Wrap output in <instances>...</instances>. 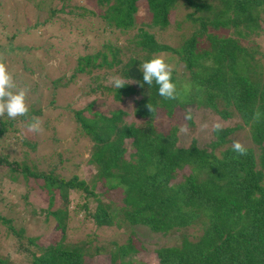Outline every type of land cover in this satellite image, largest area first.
I'll return each instance as SVG.
<instances>
[{
    "label": "trees",
    "instance_id": "16d2710c",
    "mask_svg": "<svg viewBox=\"0 0 264 264\" xmlns=\"http://www.w3.org/2000/svg\"><path fill=\"white\" fill-rule=\"evenodd\" d=\"M61 1L55 14L96 17L106 39L101 51L75 59L69 77L51 82L53 89L65 93L76 86L80 88L79 100L89 99L74 112L79 137L92 143L88 157L68 149L58 155V166L38 173L34 167H19L8 152L0 155V165L6 166L8 173L40 180L49 208L54 203L59 206L53 213L47 210L46 215L56 222L62 240L44 248L36 239L29 240L39 247L30 264H91L94 256L107 257L108 264H141L133 259L138 252L134 229L124 246L112 243L109 252L104 244L93 243L95 234L66 245L71 191H82L96 203L91 216L97 230L143 226L156 241L164 234L178 233V245L156 251L160 264H264V56L257 59L255 50L249 49L256 46L250 43L262 31L264 0H144L149 9V30L181 32L176 48L159 42L143 24L135 23L139 0H94L102 9L98 15L73 0ZM185 23L191 31H184ZM115 35L116 41L111 42ZM154 56H163L167 63L183 68V72H172L177 99H164L155 84H143L139 67ZM23 71L27 72L26 66ZM107 71L123 78L126 85L112 90L100 85V75ZM78 81L82 82L79 86ZM106 94H113L118 102L132 99L137 121L126 122L123 110H101L97 101ZM148 103L155 107V113L149 112ZM188 108L209 110L225 120L237 115L249 128L253 143L260 146L258 157L254 149L247 148L246 156L236 158L232 147H226L229 136L237 130L234 128L214 131L215 140L200 149L196 141L190 147L179 146L176 128L164 132L154 125L158 112L173 118L178 111L189 113ZM256 110L262 114L259 122L253 120ZM40 114L41 110H29L27 117L11 122L0 118V138L15 123L27 127L31 116ZM47 123L51 126L50 141L59 143L57 128ZM18 143L16 138L11 146L16 148ZM21 145L35 151L39 141L23 140ZM40 157L46 159L45 155ZM54 159V154L49 157V161ZM83 162L94 170L88 181L79 176ZM61 172L73 176L67 179ZM99 185L102 195L96 194ZM111 194L118 195L122 206L113 207L114 195L108 206L101 204L100 197ZM88 206L84 202L78 208L88 213ZM12 225L0 215V226L23 238L24 232H15ZM192 227L202 228L197 242L186 234ZM0 264L10 263L0 258Z\"/></svg>",
    "mask_w": 264,
    "mask_h": 264
},
{
    "label": "rangeland",
    "instance_id": "374dc122",
    "mask_svg": "<svg viewBox=\"0 0 264 264\" xmlns=\"http://www.w3.org/2000/svg\"><path fill=\"white\" fill-rule=\"evenodd\" d=\"M73 1L92 11L95 15L102 12L94 0ZM62 4L61 0H0V61L6 64L8 71L13 75L17 88L26 90V103L29 110H41V114L35 117H38L42 122V131L40 132L29 131L24 124L15 123L13 128L9 129V133L0 138V155L8 152L10 160L16 162L19 167H23V165L28 168L34 167L38 173L58 166L60 162L58 155L68 149H70L69 153L77 154L79 152L83 158H87L89 146L92 144L91 142L89 144L87 138L79 137L74 118V112L87 105L89 99L85 97L83 100H79L80 92L78 90L80 88L76 86L70 87L65 93L53 89L51 82L69 77L71 70L76 66L75 59L101 51L106 37L101 33L103 26L96 17H79L77 14L67 12L55 14ZM137 5L140 10L135 15V23L143 24V27L159 42L174 48L178 47L181 32L170 28H151L149 30L148 5L144 0H139ZM183 25L184 31L189 32L186 31V28L190 30L188 24ZM261 27L262 31L250 43L256 44V46L249 45L251 47L249 49L255 50L256 58L262 60L264 56V24ZM112 41H116V35L112 37ZM170 65L173 66V70L183 72L180 65ZM25 66L27 72L23 71ZM104 73V75H100V85H106L105 87L110 90L114 89L109 83V78L114 74L111 75L109 71ZM20 82L23 84H19ZM79 84L82 82L78 81V86ZM71 91L77 93L72 94ZM113 96V94H106L102 99H98V104H102L103 107L101 110L110 112L123 110L127 113V117L124 118L126 122L137 121L133 116L135 106L133 100L118 102ZM51 100L54 101V105L49 106ZM188 112L192 115L191 123L185 119L186 114L183 111L176 112L173 118L158 112L154 125L159 126L164 132L173 127L176 128L178 144L181 147H190L196 141L198 147L204 149L215 140L213 125L219 123L222 129H237L233 135L229 136L230 142L226 147H232L233 142L239 140L246 148L254 149L256 157L261 152L260 146L253 143L249 128L243 126L237 115L225 120L209 110L198 111L188 108ZM0 118L8 122L13 120L7 115ZM48 121L57 128L56 138L60 141L59 143L50 141L51 126L47 123ZM205 124H207V128H202V125ZM183 125L187 126V133H180L179 129ZM34 137L39 141L35 151L27 150L25 146L21 145L23 140H33ZM16 138H19V143L15 148L11 145ZM7 145L9 148L3 150V147ZM53 154L55 159L49 161V157ZM41 155H45L46 159H41ZM62 158L63 161L66 160L65 156ZM80 167L82 169L79 173L80 178L88 181L94 172L93 168L86 162L81 163ZM71 176H73L71 172H61V177L68 179ZM26 178L24 174L11 175L6 166L0 165V215L12 221L15 232H24V237L21 238L10 234L5 227L0 226V258L8 260L10 264H30L32 254H39V247L54 246L62 240V235L56 228V222L50 215H46L47 210L52 213L59 210L58 204L54 203L53 208H49L43 183L40 180H25ZM103 192L101 185L97 186L96 194L102 195ZM85 195L82 191H71L68 197L67 207L70 219L67 225L69 228L67 241L65 242L67 246L75 245L86 239L88 235L95 234L97 238L93 243L98 246L104 244L102 246L109 252L113 250L112 243L116 242L117 246H124L131 238L132 229H134L138 233L134 238V248L138 252L134 254L133 259L140 260L141 264H160L156 251L162 246L178 245V233L164 234L160 236V240L156 241L150 238L152 233L143 226L123 225V228L114 226L111 229L97 230L91 216L96 203L85 198ZM113 195L111 194L108 198L101 196V204L108 206L110 197ZM115 195L111 199L114 203L113 207L122 206L118 201L119 197H116L118 195ZM84 202L89 205L88 213L78 208ZM186 234L192 242H197L203 235L202 228L192 227ZM31 239H36L35 243L39 247L31 245L29 243ZM108 261L109 259L105 256L97 258L94 256L92 260H89L91 264H108Z\"/></svg>",
    "mask_w": 264,
    "mask_h": 264
},
{
    "label": "clouds",
    "instance_id": "9594fccd",
    "mask_svg": "<svg viewBox=\"0 0 264 264\" xmlns=\"http://www.w3.org/2000/svg\"><path fill=\"white\" fill-rule=\"evenodd\" d=\"M139 68L142 73L143 84H147L149 87L155 84L158 87V95L164 99H177L176 85L172 81L173 66L167 63L164 57L154 56L144 61ZM109 83L116 89H121L126 85V81L119 76L110 77ZM143 84H141V87H143ZM147 108L151 114L156 111L155 107L150 103H148ZM28 114L29 107L26 103V90L17 88L13 75L8 71L6 64L0 61V117L7 115L10 119H16L17 117H27ZM261 115L260 111L256 110L253 113V120L259 122ZM185 119H192L190 112L185 115ZM41 123L38 117L32 116L27 127L29 131L40 132L42 131ZM202 128H207V124L202 125ZM213 130L221 131V124H214ZM179 131L180 133H187L188 128L183 125ZM232 151L236 154V158L246 156L248 152L245 145L239 140L233 142Z\"/></svg>",
    "mask_w": 264,
    "mask_h": 264
}]
</instances>
